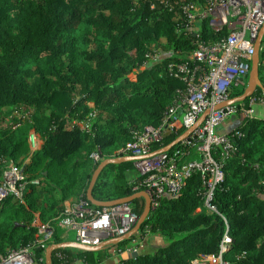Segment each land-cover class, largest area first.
<instances>
[{"label": "trees", "instance_id": "obj_1", "mask_svg": "<svg viewBox=\"0 0 264 264\" xmlns=\"http://www.w3.org/2000/svg\"><path fill=\"white\" fill-rule=\"evenodd\" d=\"M204 0H0V183L10 164L28 181L24 203L6 197L0 208V256L29 249L35 264H45L46 248L34 226L36 215L50 224V245L63 242L60 221L66 202L87 203L100 163L125 155L136 135L159 128L189 93V78L205 74L191 55L199 45L223 41L228 31L212 30L206 20L191 22L190 5ZM259 75L264 85V40ZM186 67L189 73L180 70ZM201 70H196L197 67ZM245 87H233L235 98ZM237 103L242 116L251 100ZM18 113V115H16ZM35 132L41 148L31 154ZM183 132L170 134L153 150L168 146ZM233 152L213 156L225 173L205 206L207 176L193 173L177 195L158 199L139 233L101 251L59 249L52 264H264V119L244 117L226 135ZM184 159H200L179 144ZM100 157L96 161L93 155ZM182 160V161H183ZM179 163V162H178ZM134 163L108 165L93 189L98 201L129 197L144 188ZM139 217L145 200L131 203ZM19 224L20 226H17ZM229 248L221 254L225 235ZM149 237L166 244L153 251L133 248ZM49 245V246H50ZM134 245L136 247H134Z\"/></svg>", "mask_w": 264, "mask_h": 264}, {"label": "built area", "instance_id": "obj_2", "mask_svg": "<svg viewBox=\"0 0 264 264\" xmlns=\"http://www.w3.org/2000/svg\"><path fill=\"white\" fill-rule=\"evenodd\" d=\"M204 1L202 5H190L189 9L194 12L188 15L189 20L191 22L198 18L206 20L212 30L228 31L227 37L216 44L199 45L191 55V59L203 66L205 74L198 81H195L194 75L189 78L188 95L181 105L170 111L161 127L145 128L142 133L136 135L135 142L122 151L125 155L147 156L137 161L135 168L144 178L142 191L150 196L153 210L158 207V199L166 193L177 195L193 173H200L202 177H208L205 206L210 211L217 212L211 200L216 186L223 181L225 173L222 166L215 161L213 149L221 147L223 155L226 156L233 152V145L225 135L217 133V128L230 117L238 114L237 104L213 111L192 137L181 143L193 149L194 154L200 159L183 160L185 155L180 148L150 156L159 150H153L152 146L161 144L170 134L186 131L208 109L231 99L228 92L233 87L246 88L255 43L264 25V0ZM201 69L198 66L196 70ZM180 70L189 73L184 66L180 67ZM255 103L258 102L251 100L250 108L243 111L244 117H253L252 106ZM259 103L264 104V98ZM35 135L36 133L32 131L29 137L34 152L39 149ZM93 157L96 161H101L98 155L94 154ZM27 184L28 181L24 180L18 167L10 164L0 183V208L3 200L8 196H13L20 203H24ZM138 219L139 216L134 213L131 204L98 209L82 202L66 206V216L60 221L59 226L63 238L72 235L75 241L82 245L97 246L106 240L126 235L133 229ZM34 226L42 239L41 246L46 248L54 237L55 229L49 224L42 223L38 215ZM230 243L231 238L225 233L220 245L221 254L229 248ZM131 250L135 253L139 249L137 247ZM211 262L224 264L221 256L212 258ZM0 264H35V262L31 251L26 248L0 256Z\"/></svg>", "mask_w": 264, "mask_h": 264}, {"label": "water", "instance_id": "obj_3", "mask_svg": "<svg viewBox=\"0 0 264 264\" xmlns=\"http://www.w3.org/2000/svg\"><path fill=\"white\" fill-rule=\"evenodd\" d=\"M264 40V25L258 35V38L255 43V50H254V55L252 58L251 62V67H250V74H249V80L248 84L243 92L242 95L231 98L228 101L217 105L216 107L212 109H208L199 119L198 121L189 129L184 131L175 141H173L171 144H169L166 147H163L156 151L155 153L151 154L150 156H154L157 154H162L171 151L174 147L178 146L182 142L189 140L192 135L203 125V123L206 121V119L209 117V115L213 111H218L225 109L228 106L235 105L237 103L244 102L245 100L251 98L254 96V94L260 89L264 91V85L262 84L260 80V75H259V68H260V62H261V47L263 44ZM147 156H130V155H122L114 159H106L100 163L98 166L97 170L95 171L89 189L87 193V200L94 206L99 207V208H108V207H113L117 205H122V204H131L134 200L143 198L145 200V209L143 214L139 217L136 225L133 227V229L127 233L124 236L118 237V238H113L104 241L100 245L97 246H87V245H82L78 243L77 241L70 240V241H63L59 242L56 244H52L47 247L46 249V259H45V264H52V256L53 253L56 250L59 249H75L79 251H101L107 247L110 246H115V245H121L125 242H128L132 237L136 236L142 225L146 222L148 219L149 215L152 212V200L150 196L145 192V191H140L137 192L129 197L113 200V201H98L93 197V189L94 186L98 180V177L100 173L108 166L111 164H121V163H136L137 161H140ZM17 226H20L19 224H16ZM138 253L135 252L133 253V257H137Z\"/></svg>", "mask_w": 264, "mask_h": 264}, {"label": "crops", "instance_id": "obj_4", "mask_svg": "<svg viewBox=\"0 0 264 264\" xmlns=\"http://www.w3.org/2000/svg\"><path fill=\"white\" fill-rule=\"evenodd\" d=\"M253 109V117L258 118V119H264V104L263 103H255L252 106ZM244 120V116H239V115H234L232 117H230L228 120H226L224 123H222L218 128H217V133L221 134V135H227L230 132H232L234 129H236L237 127H239ZM35 142L36 145L39 146V149L41 148V140L40 137L36 134L35 135ZM30 144V149L32 150L31 147V143L29 141ZM38 149V150H39ZM37 150V151H38ZM35 153L34 151H31V154ZM139 172L136 169V173L130 172L129 173V179L132 180V182L137 178V176H139ZM70 204L69 202H66V206ZM61 239L63 241H70V240H74L75 241V237L74 236H69L68 238L66 237H62L61 234ZM134 244H138V252H140L142 250V248H148L149 251H153L159 247H162L166 244L165 240L161 237H149L146 241L143 242H133ZM146 250V251H148ZM109 253L111 254V259L114 261L115 264L119 263V256L117 255V249L116 248H111Z\"/></svg>", "mask_w": 264, "mask_h": 264}, {"label": "rangeland", "instance_id": "obj_5", "mask_svg": "<svg viewBox=\"0 0 264 264\" xmlns=\"http://www.w3.org/2000/svg\"><path fill=\"white\" fill-rule=\"evenodd\" d=\"M16 115H18V113L16 114ZM32 151V150H31ZM138 171V170H137ZM139 172V171H138ZM45 224H48V223H45ZM50 225V224H49ZM146 250H148V248H142V250L141 251H146ZM149 251V250H148Z\"/></svg>", "mask_w": 264, "mask_h": 264}]
</instances>
